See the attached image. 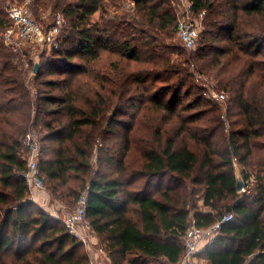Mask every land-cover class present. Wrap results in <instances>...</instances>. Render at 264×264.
I'll return each instance as SVG.
<instances>
[{"label":"trees","instance_id":"1","mask_svg":"<svg viewBox=\"0 0 264 264\" xmlns=\"http://www.w3.org/2000/svg\"><path fill=\"white\" fill-rule=\"evenodd\" d=\"M191 1L194 13L206 10L192 56L207 60L201 68L214 75L217 83L212 86L227 92L225 114L203 90L193 91L192 73L184 68L164 74L166 80L177 76V86L167 85L172 92L168 103L152 96L148 84L164 69L132 72L136 92L126 96L123 87L129 75L117 64L114 75L97 83L87 80L84 99L78 103L81 96L71 88V79L74 72L86 69L69 64L75 50L65 44L74 41L78 55L92 60L104 50L139 60L144 51L158 65L152 59L163 57L157 53L162 44L178 51L166 43L167 37H174L177 22L167 0H134V20L103 16L102 23L89 21L87 11L105 7L103 0H34L33 9L52 5L45 27L53 25L58 14L65 22L59 47L41 55V69L33 76L40 87L32 108L13 63L17 55L1 35L9 19L0 7V264H89L82 243L32 199L25 179L26 130L39 123L30 114L56 109L62 117L44 122L41 176L48 179L51 194L67 203L87 190L86 218L113 264H176L192 219L203 228L229 212L233 218L198 256L209 264H264V0ZM171 61L165 57L161 64L168 70L174 66ZM55 67L70 76L61 83L44 76L46 68ZM191 95L182 108L187 113H176ZM136 100L147 107L152 101L169 114L157 125L141 121L135 128L131 124L117 130L118 120L108 114L110 105L134 108ZM208 114L212 116L206 118ZM171 122L174 126L166 128ZM140 126H146L144 132L138 131ZM236 166L245 181L241 191L236 188ZM168 177L171 181L163 183Z\"/></svg>","mask_w":264,"mask_h":264},{"label":"rangeland","instance_id":"2","mask_svg":"<svg viewBox=\"0 0 264 264\" xmlns=\"http://www.w3.org/2000/svg\"><path fill=\"white\" fill-rule=\"evenodd\" d=\"M33 1L34 0H0V7H2L4 11H6V13H8L7 9H9L11 5H14V4L26 5L29 12L32 14L33 17L40 16L41 18H43V20L40 22L43 23V25L45 26V24L51 21L52 5L50 4L49 7L46 9L44 7H38V8L36 7L35 9H33V6H34ZM158 1H161V0H158ZM167 2L171 4L173 8L172 10H174L176 14V19H177L176 25H177L178 18L180 16L182 17L185 14V10L187 8L186 1L185 0H167ZM102 4L106 6L104 7L100 5L98 7L92 8L87 11L89 21L93 23L95 22L102 23L104 22V20L102 19L103 16L105 20H109L112 18H118V19H126L128 21L132 19L134 20V18L136 17V14H135L136 9L134 5V0H103ZM169 4L165 2L163 5L166 6ZM203 26H204V22H203ZM174 27H175V24H174ZM175 28L176 29L174 31V37L173 36L167 37L166 43L168 44L170 43L174 47H177L178 51L172 52L170 48L163 47V44L161 42L162 48L158 49L157 53H160L163 57L160 59V57L157 56L152 59L153 61H159L160 64L158 65H154L153 64L154 62H151V55L149 53H145L144 51H142V53L140 54L141 58L139 60L128 58L124 56L125 54H121L120 51L118 52V51H110V50L101 51L99 54V57L97 59L92 60L91 56L80 57L78 55L79 48L76 47V43L74 41L65 44V47H68V49L75 50V52L73 53L72 61L69 64L71 66L72 65L73 66L83 65L86 69L85 71H82V72L80 71L74 72L73 77L71 79V82H72L71 88L74 90V93L76 95L81 96L78 100V103H81L82 100L84 99L83 93H85L86 91L85 82L87 80H94L93 82L97 83L103 78V76L114 75L117 71L113 69L118 68V66H119V69L124 68V70H126L125 72L128 73L129 75L123 87L124 93H125L124 95L126 96L132 95L133 91L134 93L136 92V88L134 90V84L131 81L132 72L139 73L142 71H146L151 67H155L156 71H159V69H164L165 71L160 72L161 74L159 76V79L156 80L154 83H152V81L148 82V84H150L153 87L152 89H154L151 92V95L152 96L159 95L161 98L165 99L164 101L166 103H168V101H170L172 97V92H168L167 89L171 85L172 86L178 85L177 83L175 84V82L177 81L176 80L177 76L174 75L171 77V79L166 80L164 78L165 77L164 74L167 73V71L169 73L171 68H176V69L184 68L188 72L192 73V77H190V79H192V81L196 85V88L193 91L197 92L198 94H201L203 90V95L205 98H207L208 100L212 102L217 101L205 95V91L209 92L210 90H212V88L215 89L212 85L217 83L214 75L210 71H207L206 68H203V69L201 68L207 63V60H198L196 58L193 59V56H192L195 53V50L198 46V42L195 48L191 49V48L185 47V45L183 44V42L181 41L179 37L177 27ZM5 30L3 34L1 35H3L4 44L8 46L5 43V38H4ZM161 36L160 38L162 39ZM8 49L17 55L13 59V63H16L18 65L19 74L22 76V80L24 81L26 89L29 92V95L31 98V108H32L35 105L34 100H35V95L37 94V87H40V86H36V83L33 79V76L35 75L34 67L36 63H39V70L41 69L40 62L42 60V57L41 56L37 57L33 55H21L19 53L14 52L9 46H8ZM51 50H53V48L47 49V53H49ZM165 57H170L172 60L171 61L172 64H174V66L171 65L168 68V70H166L165 64H164L165 66L161 64L164 62ZM116 64L118 66H116ZM70 69L72 68L70 67ZM48 70L49 69L46 68L47 73L44 76L47 78L57 79L60 83L63 80H65V78L70 76V73H71L69 71L60 70L57 67L51 69V71H48ZM91 86L94 88L97 85L94 83L93 84L91 83ZM55 91H56L55 93L59 94L58 89H56ZM192 96L193 95H191L190 97H187V96L184 97L183 102H182L183 104L181 106H178L177 108L178 112L176 113H180L183 111L182 109L183 106L189 103V100L192 98ZM227 100H228V94L226 95V98L224 100L218 101L219 102L218 103L219 105H217L218 111H222V113L225 112V109L227 107L226 106ZM129 103L131 102H128V104ZM147 103H151V104H148L150 105L149 107L146 106L147 104L145 103L143 104L142 101L136 100L134 108H129L128 106V108L123 107L121 109L119 108L117 109L116 108L117 105L115 106V104H112L110 105L108 109V114L114 115L115 118L118 120L119 124L116 126V129L120 131L128 129L131 124L133 128H135L137 123L138 122L141 123V121H145V122L152 121V123H154L155 125L160 124L162 118L168 116L169 114L168 111L165 108L160 109L152 101H149ZM183 113H187V112L183 111ZM62 115L63 114L61 110L59 109L49 111V114L43 113V112L42 113H39V112L31 113L30 119L32 118L33 120L34 118L39 123H37V125H29L27 127L26 132L32 131L35 137L38 138L39 145L41 147L42 142L40 140L42 136L44 135V133H46L44 122L56 120L57 118L62 117ZM211 116L212 114H208L206 118H209ZM106 122H107V119H106ZM198 123H200V121ZM170 124L174 126L173 122H171L165 125L166 128H171ZM144 129H146V126H140L138 131L144 132ZM24 144L26 145L25 142ZM95 153H97L96 148H94V160H93L94 168L97 165L95 163L96 161ZM27 165H28V160H27ZM170 181H171V178L168 177L163 183H169ZM188 185L191 187L190 183H188ZM32 199H34V201H36L37 203H41L42 205L41 207L43 208L42 210L51 213L54 217H57V220L60 224L63 223L65 212H68L69 210L73 209L76 204V202L67 203V202L56 199L51 194V191L49 189L48 179L46 177H45V180L43 181V186L41 188L36 189L35 195L32 197ZM80 242L82 243V248H81L82 251L89 258V264L95 263L98 259L101 260L103 264H113L110 257L108 256V251L102 244L100 237H98V235L94 231L91 232V235L89 236V240L86 241V243L81 240ZM149 264H161V262H149Z\"/></svg>","mask_w":264,"mask_h":264},{"label":"built area","instance_id":"3","mask_svg":"<svg viewBox=\"0 0 264 264\" xmlns=\"http://www.w3.org/2000/svg\"><path fill=\"white\" fill-rule=\"evenodd\" d=\"M186 1L185 14L178 18L176 25L179 37L185 47L195 48L199 34L203 28V19L206 10L198 13L192 11V1ZM9 26L5 30V43L16 53L21 55L41 56L47 52V49L57 48L59 45L58 36L61 32L65 18L62 14H58L55 23L45 27L40 21L29 12L26 5L14 4L8 9ZM205 95L217 101L226 98L225 93L219 92L212 88L209 92L205 91ZM24 142L28 147L27 151V172L25 174L26 183L30 188L31 196L35 195V191L43 186V178L38 167V159L40 145L38 138L28 131ZM87 209V190L83 191L75 204V207L65 212L63 223L76 239L79 241L89 240L92 227L86 218ZM233 213H225L208 227L199 228L195 224V220H191L183 239V253L176 264H201L199 262L198 252L202 244L210 241L220 230L222 224L230 221ZM91 264H103L101 260H97Z\"/></svg>","mask_w":264,"mask_h":264},{"label":"water","instance_id":"4","mask_svg":"<svg viewBox=\"0 0 264 264\" xmlns=\"http://www.w3.org/2000/svg\"><path fill=\"white\" fill-rule=\"evenodd\" d=\"M34 71H35V73L39 72V63L35 64ZM235 173H236V188L238 191H241L245 187V181L242 177L239 166H236V172Z\"/></svg>","mask_w":264,"mask_h":264},{"label":"crops","instance_id":"5","mask_svg":"<svg viewBox=\"0 0 264 264\" xmlns=\"http://www.w3.org/2000/svg\"><path fill=\"white\" fill-rule=\"evenodd\" d=\"M42 197V196H41ZM36 199V198H35ZM41 199H43V198H41ZM40 206H42L41 205V203H38ZM209 242V241H208ZM207 244V242L205 243H203L202 244V246H201V248L200 249H203L204 247H205V245ZM199 262H201V264H209V261H208V259H206V258H203V257H199Z\"/></svg>","mask_w":264,"mask_h":264}]
</instances>
